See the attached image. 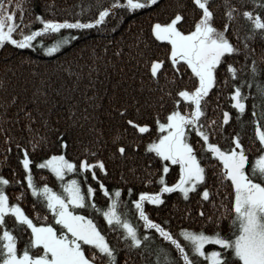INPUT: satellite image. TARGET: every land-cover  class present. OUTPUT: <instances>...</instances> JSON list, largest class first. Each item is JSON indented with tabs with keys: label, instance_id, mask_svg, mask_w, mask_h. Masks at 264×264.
Wrapping results in <instances>:
<instances>
[{
	"label": "trees",
	"instance_id": "1",
	"mask_svg": "<svg viewBox=\"0 0 264 264\" xmlns=\"http://www.w3.org/2000/svg\"><path fill=\"white\" fill-rule=\"evenodd\" d=\"M18 2L22 8L15 7ZM110 3L111 0H4L6 7L10 4L13 8L19 25L17 32L22 30L25 33L41 26L34 19L36 14L58 20L78 18L86 21L92 19L101 6ZM178 5L185 6L180 8L185 12L182 27L188 30L196 18L191 11L190 0H157L156 6L138 10L134 14L117 10L116 16H110L107 23L99 27L61 29L59 33L38 37L32 49H17L8 44L0 48V175L10 181L5 186L10 202H19L25 213L34 219L37 214L50 215L27 189L20 163L23 156L21 149L26 148L30 154V169L36 184L42 186L47 183L53 190L61 191V182L55 175L48 169L38 168L37 164L61 151L56 147V140L59 133H64L71 144L66 152L67 158L74 162L85 157L91 160L89 154L94 152L96 158L104 160L107 175L98 170L97 175L109 190L121 189L120 199L127 204L129 219L141 235V246L127 247L117 232L109 229L102 215L94 210L86 213L95 219L117 249L119 264H183L174 246L159 237L155 230L143 228V222L135 215L131 205V200L138 198L140 191L159 189L156 177L160 174L161 164L158 160L149 164V154L143 151V146L158 136L154 125L156 113L159 112L163 118L173 106L168 93L174 94V89L178 87L191 88L194 82L187 74L183 77L176 74L173 79V70L166 60L168 46L166 42L155 41L149 31L154 20H165ZM209 5L214 14V26L223 29L228 24L226 35L240 51L228 57V62L237 68V78L233 79L227 75L224 67L220 68L217 84L205 97V114L201 123L214 132L211 137L213 142L228 147L231 137L239 135L245 149L254 152L258 141H255L252 114L255 112L258 118L264 111V36L257 32L253 37H248L250 25L242 12L251 10L264 13V0H209ZM229 9L234 10L231 19L225 15ZM64 36L76 38L70 39L68 44L51 55L43 51L45 46ZM157 57L165 59L163 67L166 70L159 83L149 80L147 63ZM253 66L257 69L255 73L252 72ZM234 85L240 86L244 94V113H239L230 102L229 93ZM122 104L128 107L127 116L151 125L147 134L135 133L126 125L127 117H122L118 112ZM136 108L140 111L137 112ZM225 110L230 113V120L221 125ZM209 120L215 123L209 125ZM116 137L126 145L138 138L141 146L129 149L130 156H114ZM190 140L199 153L202 141L197 143L199 137L195 133L190 135ZM37 143L38 147L34 149L32 145ZM202 162L206 165L207 183L204 186L211 193L208 201H203L196 193H190V198L184 200L173 192L163 194L164 202L161 205L145 202L149 217L174 235L182 228L203 230L209 234L216 229L208 217L220 214L221 197L228 189L225 186L217 187L215 173L218 169L214 165L218 161ZM149 169L151 177H148ZM178 174V166H172L164 174L166 182L174 183ZM145 177L151 182L145 183ZM72 178L84 180L83 175L76 173H68L64 180ZM87 180L96 189L93 199L97 205L106 207L107 197L99 190L97 181L92 179L91 174H88ZM86 187L82 184L84 190ZM128 188L132 189L131 194ZM21 194L22 198L18 199ZM224 202L227 203V200ZM123 208L124 204H121V210ZM201 211L204 212L203 216L199 215ZM13 222L14 218H8L9 227ZM221 227L227 231V219L221 221ZM145 231L149 233L147 240L143 239ZM17 235L21 237L18 246L22 248L27 233L20 230ZM205 247L211 250L213 245Z\"/></svg>",
	"mask_w": 264,
	"mask_h": 264
},
{
	"label": "snow or ice",
	"instance_id": "2",
	"mask_svg": "<svg viewBox=\"0 0 264 264\" xmlns=\"http://www.w3.org/2000/svg\"><path fill=\"white\" fill-rule=\"evenodd\" d=\"M190 3L196 18L188 30L182 27L185 12L180 8L185 7L184 5H178L165 20L156 19L149 26L151 37L155 41L166 42L168 46L166 60L173 70V79L176 74L181 77L187 74L194 82L191 88L178 87L174 89V94L168 93L173 106L163 118L159 112L156 113L154 125L158 136L150 139L143 146V151L149 154V164L153 160H158L161 164L160 174L156 177L159 189L152 192L140 191L138 198L131 200V205L135 209V215L143 222V228L155 230L159 237L174 246L183 264H264V111L258 118L255 112L252 114L255 141H258L254 152L245 149L239 135L231 137L228 147L211 140L214 132H210L201 123L205 114V97L217 84V73L221 67L225 68L228 76L237 78V68L228 62V57L240 49L226 35L228 24L223 29L214 26V14L209 0H190ZM156 5L157 0H111L108 6H101L94 17L86 21L78 18L71 21L58 20L36 14L34 19L41 26L25 33L22 30L17 32L19 25L13 8L10 4L6 7L4 0H0V48L8 44L17 49H32L35 47L33 42L38 37L59 33L61 29H92L107 23V18L116 16L117 10L120 13L134 14ZM15 7L19 9L22 5L18 2ZM233 14V9L225 13L229 19ZM242 16L250 25L249 38L257 32L264 36V13L244 10ZM17 35L19 38H16ZM75 38H58L50 46H45L43 51L49 55L56 53L70 39ZM147 63L149 80L159 83L161 76L166 75L163 67L165 59L157 57ZM256 71L253 66L252 72ZM229 96L234 109L244 113L246 105L241 87L234 85ZM135 103L133 100V104ZM136 111L139 112L140 109L136 108ZM118 112L122 117H127L125 123L135 133L149 132V123L127 116L126 105L122 104ZM229 120L230 113L223 111L221 125L227 124ZM214 123L215 121H208L209 125ZM192 133L199 137L197 143L202 141L199 153L190 140ZM114 145L113 155L119 154L120 157L130 156L129 149L141 146L138 138L126 145L119 137L115 138ZM32 147L37 148L38 143ZM56 147L61 151L48 156L37 167L50 170L61 182V191L53 190L47 183L42 186L36 184L30 169L32 161L26 148L21 149L23 156L20 160L27 189L50 215L37 214L34 219L25 213L19 202H10L5 191V186L10 181L0 175V264H119L117 249L95 219L86 213L94 210L102 215L109 229L117 232L127 247L141 246L138 228L129 219L127 204L120 199L121 189L117 187L109 190L105 186L97 175V170L106 176L108 169L104 160L96 158L94 152L89 154L91 160L85 157L74 162L67 158L66 152L71 144L62 132L56 140ZM213 159L218 161L214 165L218 169L215 173L217 187L225 186L228 189L225 196L221 197L220 214L208 217V221L216 225L214 231L209 234L203 230L182 228L174 235L149 217L145 211V202L161 205L164 202L163 194L177 192L184 200H188L190 193H196L203 201H208L211 193L204 186L207 183L206 165L202 161ZM174 165L178 166V178L174 183H167L164 174ZM68 173L83 175L84 180L72 178L65 181L64 177ZM88 174L97 181L99 190L107 197L106 207L98 206L93 199L96 189L88 183ZM148 177H151L150 169ZM148 177H145V183L151 182ZM82 184L87 185L86 190L82 188ZM127 191L132 193L131 188ZM20 198L22 194L18 197ZM121 204H124L123 210ZM199 215L203 216L204 212L201 211ZM8 218H14L11 227L8 226ZM224 219L228 221L227 231L221 227ZM20 230L27 233L22 248L18 246L21 237L17 233ZM148 236V231H145L143 239L147 240ZM209 244L213 245L211 250L205 247ZM167 259L165 253V260Z\"/></svg>",
	"mask_w": 264,
	"mask_h": 264
},
{
	"label": "rangeland",
	"instance_id": "3",
	"mask_svg": "<svg viewBox=\"0 0 264 264\" xmlns=\"http://www.w3.org/2000/svg\"><path fill=\"white\" fill-rule=\"evenodd\" d=\"M49 172H51L50 170H48ZM51 174H53L52 172H51ZM54 175V174H53Z\"/></svg>",
	"mask_w": 264,
	"mask_h": 264
}]
</instances>
